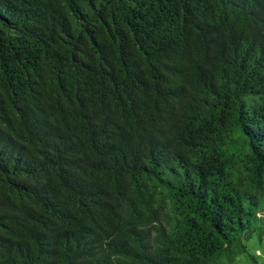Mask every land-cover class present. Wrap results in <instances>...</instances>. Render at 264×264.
I'll use <instances>...</instances> for the list:
<instances>
[{
  "label": "trees",
  "instance_id": "16d2710c",
  "mask_svg": "<svg viewBox=\"0 0 264 264\" xmlns=\"http://www.w3.org/2000/svg\"><path fill=\"white\" fill-rule=\"evenodd\" d=\"M264 233V0H0V264H233Z\"/></svg>",
  "mask_w": 264,
  "mask_h": 264
},
{
  "label": "rangeland",
  "instance_id": "374dc122",
  "mask_svg": "<svg viewBox=\"0 0 264 264\" xmlns=\"http://www.w3.org/2000/svg\"><path fill=\"white\" fill-rule=\"evenodd\" d=\"M247 252L242 254L233 264H264V233L253 234L245 242Z\"/></svg>",
  "mask_w": 264,
  "mask_h": 264
}]
</instances>
